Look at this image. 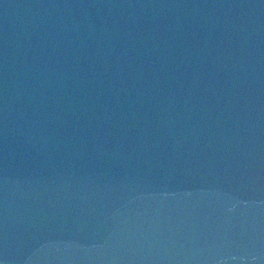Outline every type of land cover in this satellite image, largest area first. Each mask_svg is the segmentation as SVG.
Here are the masks:
<instances>
[{"label":"water","instance_id":"water-1","mask_svg":"<svg viewBox=\"0 0 264 264\" xmlns=\"http://www.w3.org/2000/svg\"><path fill=\"white\" fill-rule=\"evenodd\" d=\"M0 264H264V0L2 13Z\"/></svg>","mask_w":264,"mask_h":264}]
</instances>
